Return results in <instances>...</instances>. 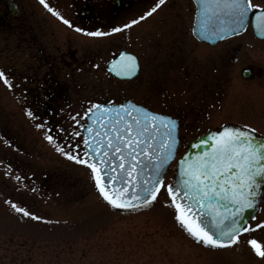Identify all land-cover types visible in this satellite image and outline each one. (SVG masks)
I'll use <instances>...</instances> for the list:
<instances>
[{
    "label": "rangeland",
    "instance_id": "374dc122",
    "mask_svg": "<svg viewBox=\"0 0 264 264\" xmlns=\"http://www.w3.org/2000/svg\"><path fill=\"white\" fill-rule=\"evenodd\" d=\"M254 2L264 5V0ZM18 4L25 6L22 0ZM190 5V0H168L136 24L131 32L144 45L141 72L119 82L102 71L101 62L96 77L83 79L88 88L81 90L79 110L73 108V93L61 98L59 110L30 108L31 89L19 88L26 75L22 59L13 60L11 45L0 40V70L15 85L9 89L0 82V264H264L248 243L254 239L264 246V226L254 227L264 222V198L248 222L253 230L240 235L237 244L204 248L174 222L166 193L146 207L113 211L96 194L90 169L56 150L79 140L65 133L95 101L129 99L158 113L178 114V156L190 140L222 124L247 125L264 136V40H255L247 29L215 46L199 44L185 25ZM153 6L154 0L144 11ZM234 47L237 62H232ZM245 68L248 78L240 74ZM174 166L164 183L170 184ZM12 203L41 219L23 217Z\"/></svg>",
    "mask_w": 264,
    "mask_h": 264
},
{
    "label": "snow or ice",
    "instance_id": "6c2138e0",
    "mask_svg": "<svg viewBox=\"0 0 264 264\" xmlns=\"http://www.w3.org/2000/svg\"><path fill=\"white\" fill-rule=\"evenodd\" d=\"M194 2L199 9L200 29L205 33L221 39L228 34H238L246 27L249 13L258 12L256 27L259 34L264 35V5L257 4L254 0ZM40 3L63 24L74 27L77 32L84 31L54 11L45 0H40ZM164 3L165 0H154V6L139 19L151 15ZM135 23V19L130 21V24ZM130 24L123 27L127 28ZM111 31L117 32L120 28L113 27ZM85 34L107 35L99 30ZM120 56L123 63L114 62L112 71L118 76H132L136 58L123 52ZM0 82L9 89L15 87L2 70ZM26 114L35 118L31 112ZM84 116L88 119L87 124L77 122L71 133H65L80 139L70 146L65 145L67 150L59 146L56 150L90 169L99 196L110 208L134 211L148 206L159 195L166 193L167 202L175 208L176 220L198 243L214 249L236 242V237L242 231L253 230L243 226V210L254 208L258 190L264 192V136L255 135L254 129L247 125H225L210 132L206 138H198L192 147L199 148L210 143V150L198 153L195 157L191 154L181 157L177 165V177L171 184H167L163 177L166 165L174 158L176 151L177 137L174 133L177 120L149 111L131 101L116 106L112 105V101H108L106 105L92 104ZM70 119L75 120V117ZM36 126L41 127L40 124ZM78 128H83L84 132L77 130ZM46 139L52 142L53 137L46 135ZM137 185L140 186L139 190ZM214 203L217 204L215 208L211 207ZM230 205L233 206L232 216H239L241 219L239 226L233 220V224L219 229L217 235L221 239L214 238L191 219L196 210L200 213L201 222L215 227L214 213L219 208L227 211ZM11 208L23 217L41 219L16 203H12ZM261 226H264V222L254 227ZM248 243L255 255L264 257V246L254 239Z\"/></svg>",
    "mask_w": 264,
    "mask_h": 264
},
{
    "label": "flooded vegetation",
    "instance_id": "af4514ba",
    "mask_svg": "<svg viewBox=\"0 0 264 264\" xmlns=\"http://www.w3.org/2000/svg\"><path fill=\"white\" fill-rule=\"evenodd\" d=\"M23 1L25 6H20L18 0H9L12 6L9 10L4 0H0V40L2 44L11 45L10 57L13 60L22 59V71L26 75L19 88L31 89L30 108L59 110L62 108L61 98L66 93H73V108L81 109V90L88 88L83 79L96 77L101 62L105 66L122 52L136 58L138 75L141 72L144 45L131 29L141 21L139 17L146 12L145 5L152 0H45L54 11L84 30L81 32L63 24L40 0ZM184 18L185 25L191 27V5L186 7ZM134 19L137 23L130 24ZM125 24L130 26L124 28ZM113 27H119L120 31H111ZM97 30L107 35L85 34ZM232 50L235 55L232 62H237L239 51L236 47ZM91 86L90 91L95 90L97 94L96 83ZM176 117L179 119L178 114Z\"/></svg>",
    "mask_w": 264,
    "mask_h": 264
},
{
    "label": "water",
    "instance_id": "95a60500",
    "mask_svg": "<svg viewBox=\"0 0 264 264\" xmlns=\"http://www.w3.org/2000/svg\"><path fill=\"white\" fill-rule=\"evenodd\" d=\"M5 1H6V3L8 4V0H5ZM195 5H196V14H195V17H194V23H193V35H194L198 40H200V41H204V42H207L208 44H213V43L217 42V41L220 40L221 38H219V37L216 36V35H210V34H208V33H205V32H203V31L200 29V25H199V17H198V11H199V9H198V6H197L196 3H195ZM8 6H9V4H8ZM9 7L11 8L12 6H9ZM11 9H12V8H11ZM258 15H259L258 12L252 14V22H253L252 25H253V31H254V34H255L256 37H258V38H264V35L259 34L258 28L256 27V25H257V23H258V19H257ZM241 31H242V30H241ZM241 31H240V32H241ZM231 35H233V34H228V35L224 36V38L229 37V36H231ZM205 37H207V38H205ZM242 75H243L244 77H247V76H248V71H243ZM118 77H119V78H129V77H131V76H122V75H121V76H118ZM87 123H88V119H87ZM223 126H225V125H223ZM226 126H230V127H231L232 125H226ZM235 127H236V126H235ZM220 128H221V127H220ZM220 128H218V129H220ZM218 129H215V130L209 131V132H207L206 134H204V135H202V136H200V137H198V138H206V137L210 134V132L216 131V130H218ZM83 132H84V129H82V133H83ZM84 134L86 135V133H84ZM174 135L176 136V132L174 133ZM198 138L192 140V141L188 144L187 149L185 150L184 154H183L181 157L185 156L186 154H191V156L195 157L198 153H201V152H205V151H207V150H210V143H209V144H206V145H203L202 147H199V148H193L192 145L195 144V143H197ZM176 146H177V144H176ZM180 159H181V158H179V159L177 160V165H178V162L180 161ZM170 162H171V160L167 163V165H168ZM167 165H166V166H167ZM113 166H114V165H113ZM137 167H139V165H138ZM177 171H178V168L176 167V171H175L174 178L177 177ZM147 174H148V173H147V171H146V172H145V175H147ZM94 183H95V182H94ZM139 187H140V186L137 185V190H139ZM263 194H264V192H262L261 190H258V195H257V198H256V206H255L254 208H245V209L243 210V216H244V225H243V226H245L246 222H247L250 218H252L253 215L257 212V210H258V206H259V203L261 202V200H262V198H263ZM211 207L215 208V207H217V204L214 203ZM232 207H233V206L230 205L227 211H225L224 208H219V211H217V212L214 213V216H215V218H216V220H215V227L210 226L209 223H207V222H201V219H200V213H199L198 211H196V210H194V214L192 215L191 219H192L195 223L199 224L200 227H202L204 230L208 231L209 234H212V235L214 236V238H216V239H221V237H219V236L217 235L219 229L224 228V227H226V226H228V225L233 224V220L236 221V226H239V222H240V219H241V218H240L239 216H237V217H233V216H232ZM209 219H212V217H209ZM240 233H242V232H240ZM240 233H239V234H240ZM226 246H229V245H225L224 247H226Z\"/></svg>",
    "mask_w": 264,
    "mask_h": 264
}]
</instances>
